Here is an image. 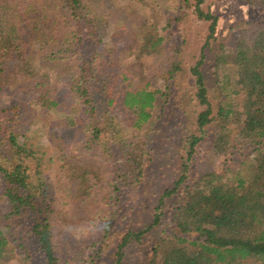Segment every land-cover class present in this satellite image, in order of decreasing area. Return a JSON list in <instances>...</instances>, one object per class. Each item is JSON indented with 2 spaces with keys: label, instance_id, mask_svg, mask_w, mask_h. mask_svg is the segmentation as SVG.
Segmentation results:
<instances>
[{
  "label": "trees",
  "instance_id": "16d2710c",
  "mask_svg": "<svg viewBox=\"0 0 264 264\" xmlns=\"http://www.w3.org/2000/svg\"><path fill=\"white\" fill-rule=\"evenodd\" d=\"M181 1L189 4L199 19L210 22L200 56L191 67L194 84L190 101L200 108L193 125L196 130L186 135L173 187L159 197L149 224L124 235L114 264H122L125 246L140 243L154 231H158L157 239L150 245L145 264H264V17L238 22L234 32L221 38L217 33L219 16L205 8V0ZM250 3L264 5V0ZM29 14H33L31 30L37 33L42 49L60 33V49L52 54L69 76L71 100L63 107L67 112L63 127L79 124L80 111L72 104L80 101L86 114L84 126L92 130L86 149L93 152L95 146L98 156L115 160V174L127 187L141 185L149 156L146 137L173 100L174 75L180 69L165 47L162 31L168 26L160 28L140 15L124 18L125 27L131 23V32H136L138 52L157 61L146 69L121 68L124 39L106 43L105 29L84 0H0V91L14 77V84L29 92L36 107L45 111L57 110L63 102L55 95L48 71L41 73L42 65L35 64L30 50L33 40L23 37L28 33ZM124 30L127 34L128 28ZM157 64L164 83L154 86L153 75L147 71L156 70ZM210 84L222 97L217 112ZM117 106L126 113L127 128L134 134L131 140L125 138L114 113ZM17 107L0 110V178L11 204L4 215L6 229L0 226V260L13 243L22 264L36 260L83 264L86 260L70 253L60 241L61 235L60 240L55 237L54 198L44 175L47 151L40 141L26 135L20 139ZM215 121V152L225 159L191 180L197 146L204 139L205 127ZM58 134L54 135L55 142H62L57 145L58 172L75 182L76 197L86 199L91 189L90 172L83 167L86 155L68 153ZM48 161L53 162L51 158ZM117 189L119 185L113 193ZM170 197L174 200L167 210Z\"/></svg>",
  "mask_w": 264,
  "mask_h": 264
},
{
  "label": "rangeland",
  "instance_id": "374dc122",
  "mask_svg": "<svg viewBox=\"0 0 264 264\" xmlns=\"http://www.w3.org/2000/svg\"><path fill=\"white\" fill-rule=\"evenodd\" d=\"M84 1L95 10L98 25L105 29L106 43L110 39H124L126 53L119 60L121 68L141 66L146 69L148 65H154L157 61L152 55L138 52L136 32H131L133 30L131 23H127L125 27L121 22L124 18L129 19L132 15H140L158 24L160 28L168 26L165 31H162L166 37L165 47L178 61L180 69L174 75L173 100L160 114L157 123L146 137L149 156L143 183L137 187H127L122 178H118L115 174L118 168L115 160L98 156L99 151L95 146H93L95 148L93 152L86 149L92 130L84 126L86 114L80 101L72 104V107L75 106L74 108L80 111L79 124L72 128L63 127L62 120L67 115L63 107H67L71 101H69L70 80L68 74L62 70L61 61L54 59L52 54L59 51L62 40L58 36L59 33L53 36V40H50L42 49L40 39H36L37 33L31 30L33 14L28 16L26 22L29 24L28 33L26 32L23 37L26 40H33L30 50L35 54V64L39 67L40 64L42 65L41 73L48 71L51 82L55 85V95L63 102L62 106L57 110H40L32 101L30 93L19 88L18 84H14L15 78L11 77L9 82L7 81L10 84L0 91V110L4 106H18L14 109L17 111L14 117L18 119L17 129L22 134L20 139H24L26 135L45 146L47 159L44 175L51 185L49 191L54 198L53 219L56 239L60 240L58 235H61L60 241L65 248L86 260L83 264H114L119 259L120 254L117 253L124 235L130 229L136 231L143 229L152 221V213L159 197L168 187H173L179 173L185 138L189 131L196 130L193 125L196 122L197 112L200 110L190 101L194 84L191 67L200 56L209 34L210 22L199 19L192 13V9H189V4H181V0ZM204 6L219 16L217 33L221 38L234 32V26L238 22L257 21L264 17V5H255L250 3V0H205ZM61 22H65V19ZM124 28H128L127 34ZM137 30L136 28L135 31ZM231 44L228 41L227 45ZM140 57L144 65L141 64ZM159 67L157 64L156 70L150 71L151 68H149L147 71L153 75L154 86L164 83V78L159 76L161 72ZM210 73L208 74L211 75ZM211 88L214 112H217V104L222 97L215 92L214 85H211ZM114 113L121 122L125 138L131 140L134 134L127 128L126 113L119 106L114 109ZM217 125L215 121L205 127L204 139L197 146L191 167V180L206 170L220 166L225 159L215 152ZM58 133L61 134L64 140L62 146L68 153L86 155V164L83 167L88 169L90 172L88 177L91 179L89 182L91 189L88 190L86 199L76 197L73 186L75 182H70L64 174L58 172L59 164L56 159L60 148L57 145L62 143L54 141V135H59ZM142 133L145 134V131ZM49 158L53 162L49 163ZM220 168L222 170L223 166ZM116 185H119L120 189L113 193ZM4 191V183L0 178V226L6 229L7 220L4 215L11 210V204ZM114 194H117L118 201H115ZM173 200L171 197L166 199L167 210L172 207ZM157 232L154 231L153 235H144L140 243L131 242L125 246L121 250L124 251L122 264H145L150 245L157 239ZM12 245L14 244H11L6 255L0 260V264H22L18 249ZM36 256L38 259L39 255ZM33 264H42V261L36 260Z\"/></svg>",
  "mask_w": 264,
  "mask_h": 264
}]
</instances>
